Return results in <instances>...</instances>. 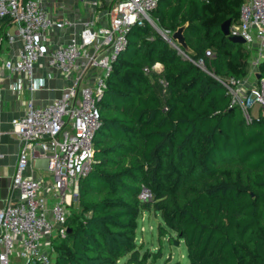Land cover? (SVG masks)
I'll return each mask as SVG.
<instances>
[{
    "label": "trees",
    "instance_id": "obj_1",
    "mask_svg": "<svg viewBox=\"0 0 264 264\" xmlns=\"http://www.w3.org/2000/svg\"><path fill=\"white\" fill-rule=\"evenodd\" d=\"M240 3L159 0L155 26H130L97 100L93 160L52 264H145L135 240L142 211L184 242L188 264H264V114L246 119L213 76L247 73L250 50L221 30ZM11 24L0 18V40ZM180 25L187 57L159 31L170 37ZM258 69L264 76V59ZM143 185L151 200L139 199Z\"/></svg>",
    "mask_w": 264,
    "mask_h": 264
},
{
    "label": "built area",
    "instance_id": "obj_2",
    "mask_svg": "<svg viewBox=\"0 0 264 264\" xmlns=\"http://www.w3.org/2000/svg\"><path fill=\"white\" fill-rule=\"evenodd\" d=\"M159 0H110L108 23L95 25L93 19L83 21L77 34L67 41L45 50V32L53 25L70 24L68 19L52 20L41 0H0V18L8 17L15 33L22 40L15 58H6L0 69L24 73L10 89L20 92L26 85L33 91L40 85L33 77V68L43 56L48 65L62 76L73 75V82L44 105L33 99L24 102V113L12 120L19 148L12 190L17 197L0 209V264H10L9 257L17 250L24 264H52L54 240L67 233L69 206L77 196L78 182L89 171L93 160V134L99 124L97 100L105 86V77L112 62L127 43L131 25L145 21L155 26L150 13ZM100 0H92L98 5ZM167 35V34H166ZM229 35H239L253 52L246 76H213L230 96V105H238L245 118L257 116L264 108V76H258L264 59V0H241L239 17L229 25ZM12 41L14 34H7ZM184 56L187 55L178 48ZM207 55H212L210 50ZM195 63L206 69L202 59ZM157 62L152 66L157 70ZM91 66H99L92 80L84 78ZM147 71V67L144 68ZM246 73V74H247ZM1 77V70H0ZM258 109L257 113L252 108ZM39 154L46 161L51 180L25 175L31 156ZM142 201L152 194L142 186Z\"/></svg>",
    "mask_w": 264,
    "mask_h": 264
},
{
    "label": "crops",
    "instance_id": "obj_3",
    "mask_svg": "<svg viewBox=\"0 0 264 264\" xmlns=\"http://www.w3.org/2000/svg\"><path fill=\"white\" fill-rule=\"evenodd\" d=\"M98 5H93L92 0H41L52 20L68 19L70 24L58 27L51 26L46 32L45 50L48 51L58 43L67 41L78 33L83 21L93 19L95 25L108 23L107 8L110 0H100ZM15 25L12 23L6 30L7 34H14L12 41L8 36L0 40V67L6 58H15L22 40L15 33ZM157 72L163 70V64L157 61ZM1 70L0 77V209L10 200L17 197V192L12 190V177L16 170L19 142L16 133L12 129V120L24 113V102L31 98L37 105H44L51 99L58 97L64 89L73 82V75L62 76L60 72L47 63L43 56L33 68V77L39 86L31 91L26 85L18 93L10 89V84L17 78L25 75L21 72H8ZM248 71V68H247ZM251 72L245 74L246 78L254 82ZM258 109L254 107L252 112L256 114ZM46 161L39 154L31 156L30 162L24 172L25 175L40 177L48 183L51 180L47 170ZM1 251V247H0ZM10 264H24L17 250L9 257Z\"/></svg>",
    "mask_w": 264,
    "mask_h": 264
},
{
    "label": "rangeland",
    "instance_id": "obj_4",
    "mask_svg": "<svg viewBox=\"0 0 264 264\" xmlns=\"http://www.w3.org/2000/svg\"><path fill=\"white\" fill-rule=\"evenodd\" d=\"M252 55L251 49L249 59ZM102 71L103 69L99 66H91L84 78L92 80L95 73H101ZM252 110H254V107ZM159 225H164L159 214L142 211L137 217L135 240L140 254L146 255L145 264H188L184 242L182 240L177 242L175 238L171 241L168 234L161 235ZM126 260V256L122 257L116 264H127Z\"/></svg>",
    "mask_w": 264,
    "mask_h": 264
},
{
    "label": "water",
    "instance_id": "obj_5",
    "mask_svg": "<svg viewBox=\"0 0 264 264\" xmlns=\"http://www.w3.org/2000/svg\"><path fill=\"white\" fill-rule=\"evenodd\" d=\"M231 23V19L227 18L225 19L221 24V30L222 32L228 36L233 41H238L241 43H244V39L239 35H229V25ZM183 29L184 25L178 26L172 33L171 36H167L165 32L159 29L160 33L172 44H174L177 48H187V43L184 39L183 35ZM257 75H260V72L257 73ZM262 113L264 114V108L262 109ZM67 231L69 232L70 229L68 228Z\"/></svg>",
    "mask_w": 264,
    "mask_h": 264
}]
</instances>
